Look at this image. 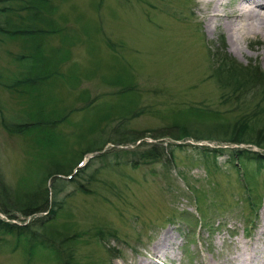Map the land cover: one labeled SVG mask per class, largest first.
<instances>
[{"label": "rangeland", "instance_id": "obj_1", "mask_svg": "<svg viewBox=\"0 0 264 264\" xmlns=\"http://www.w3.org/2000/svg\"><path fill=\"white\" fill-rule=\"evenodd\" d=\"M198 4L200 0H53L55 11L47 22L53 32L45 46L59 51L60 76L41 89L37 102L7 88L20 76L15 56L26 53V46L15 39L0 41L1 180L12 192H24L44 178L40 165L50 162L34 135L10 132L15 123H27L37 113L57 114L54 120L67 116L49 129L50 154L53 164L66 165L62 170L70 173L61 176L63 184H46L49 207L60 203L62 209L54 220L32 229L45 236L49 227L60 230L54 235L60 242L75 235V264H136L150 256L151 245L168 231L172 242L162 264H228L242 246L252 244L257 262L254 258L251 264H264V161L212 153L214 147L257 152L254 148L223 143L226 138L215 130L217 136L203 147L195 139L177 145L164 138L162 160L150 165L138 166L135 157L112 150L116 128L148 131L145 137L152 142L156 130L175 120L190 121L191 132L202 130L207 139L204 128L214 121L183 114L187 107L218 110L231 128L240 114L255 109L256 101L221 104L209 51L224 38L231 57L264 73V37L245 36L233 45L226 20L217 21L221 24L215 30L207 28ZM121 85L133 86L135 94L120 92ZM257 127L264 128V112ZM93 143V152L82 157L86 165L78 168L80 153ZM101 158L111 164L103 167ZM251 177L262 194L258 211L248 201ZM256 211L250 230L246 226ZM10 215L20 226L37 218ZM0 219L12 223L1 214ZM0 264H56L55 250L40 238L0 231Z\"/></svg>", "mask_w": 264, "mask_h": 264}, {"label": "trees", "instance_id": "obj_2", "mask_svg": "<svg viewBox=\"0 0 264 264\" xmlns=\"http://www.w3.org/2000/svg\"><path fill=\"white\" fill-rule=\"evenodd\" d=\"M52 1L53 0H0V20L3 17L8 19V21L4 23L0 22V41L3 40L2 38L9 40L15 39V41L22 42L28 50L26 53L15 56V61L21 66L20 76L15 78L14 83L7 88L15 89V92L18 94L26 95L27 97L30 96L35 102L39 99L41 89L45 88V86L49 85L50 82L52 83L53 80L60 76L58 65L61 59H57L56 57L59 51L54 48L48 49L45 46L46 41L53 32L50 30L49 26H47V22L50 21L48 15L55 11V6L52 5ZM12 18L15 19L14 22L10 20ZM47 53H50V55ZM209 54L213 70L211 78L214 77L219 85L218 89L222 91L220 96L221 104H232L235 102L245 104L248 100L249 104H252V101H256L255 109H252L250 114H240V117H238L231 128L230 122L223 121L221 118L222 114L218 110H212L205 106L202 107L198 105L187 107L181 111H184L183 114H195L214 121L213 126L204 128L208 136L207 139L204 137L205 135L202 130L197 129L194 133L191 132L189 128V126H191L189 125L190 121H188L187 124H182L179 120H175L176 122L170 123L169 126L164 125L162 128L156 130L152 137L158 139L169 138L171 140L195 139L197 141H213V137L217 136L213 131L219 130V132L222 133L220 135L226 138L223 140L221 139L223 143H230L231 145H249L259 149L260 152H252L249 149L228 151L219 148L212 153L222 154L228 152L230 158H244L247 162L249 160L264 161V128H255V124L259 121L260 116L264 112V106H261V104L264 103V73L256 65H252L251 63L244 65L231 57L225 47L224 38H221L218 47L215 48V50L209 51ZM121 86H123V88L120 92L131 91V94H135L133 86H129V89L125 85ZM246 96L248 98H245ZM56 115L48 114V116H44L41 113H37V115L34 116L35 118L32 117L27 123H15V127L10 131L21 137L25 134L34 135L35 142H37L36 144L39 149L44 152L45 158L49 159L50 162H48V166L40 165V171L45 169L43 172V175H45L44 178L35 185L31 187L28 186V189L21 193L12 192L8 186H5L0 176V213L7 216L9 220L15 219V216L10 215V212H18L23 217H37L30 225L28 224L25 226H17L10 222L0 220V231L16 235L20 238L22 235L40 238L42 243L55 250L56 264H75L73 262L74 257L72 256L75 248V235H69L60 242L54 240V235L59 236L60 230L58 233L55 228L49 227L47 231L50 235L45 236L40 235L32 229V226L38 225L39 227H43L46 223L54 220L57 213L62 209V204L60 203H56L54 207H49L48 201L50 200V194L46 185L48 181L51 180L54 183L55 180L56 183L61 182L63 184L64 182L58 179L57 176L68 175L70 173V171L69 173L66 172L65 169L62 170L66 165L52 163L50 154L52 153L50 142L51 130L49 131V129H53L58 123L66 121L67 119L66 116L54 120L58 117H56ZM137 115L138 113H133L131 116L136 118ZM113 133L114 138L117 139L115 141L112 140L113 143L117 146H121L142 140V138H145L148 131L143 130L140 132L131 130L128 132L124 131L123 128H116ZM83 138L84 137L77 138V142H83ZM92 146H95L94 143L88 146L87 150L80 153L76 163L79 162L84 154L93 152V150H90ZM164 149L165 147L159 145L142 144V146L136 147V150L132 151V154L127 150H112L119 154H130L135 157V161H132L134 164L143 166L154 164L162 160ZM68 153H70V151ZM100 160L103 167H108L111 164L105 158H101ZM76 163L70 167V170ZM38 173L40 174L39 171ZM41 185H43V189ZM248 195V201L255 208H260L262 194L257 193V184L253 177L249 180ZM42 214L46 215L40 216ZM53 231L55 232L53 233Z\"/></svg>", "mask_w": 264, "mask_h": 264}, {"label": "bare ground", "instance_id": "obj_3", "mask_svg": "<svg viewBox=\"0 0 264 264\" xmlns=\"http://www.w3.org/2000/svg\"><path fill=\"white\" fill-rule=\"evenodd\" d=\"M200 0L197 8L203 14L207 28L216 29L220 26L219 21L224 18L226 22L229 38L232 39L233 45L236 40L245 36L261 34L264 37V0ZM249 1V2H248ZM247 5V6H246ZM228 8L227 12H220V8ZM172 238L170 232L162 233L156 240V243L150 247V256L142 258L136 264H162L159 260L165 257L170 247ZM256 247L252 244L249 247L240 248L235 255L227 260L228 264H251L255 258L253 250ZM210 264V263H207Z\"/></svg>", "mask_w": 264, "mask_h": 264}]
</instances>
